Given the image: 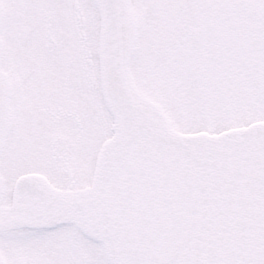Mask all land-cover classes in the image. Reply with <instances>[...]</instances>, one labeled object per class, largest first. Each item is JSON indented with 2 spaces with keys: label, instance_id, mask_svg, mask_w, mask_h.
I'll list each match as a JSON object with an SVG mask.
<instances>
[{
  "label": "snow or ice",
  "instance_id": "obj_1",
  "mask_svg": "<svg viewBox=\"0 0 264 264\" xmlns=\"http://www.w3.org/2000/svg\"><path fill=\"white\" fill-rule=\"evenodd\" d=\"M0 264H264V0H0Z\"/></svg>",
  "mask_w": 264,
  "mask_h": 264
}]
</instances>
